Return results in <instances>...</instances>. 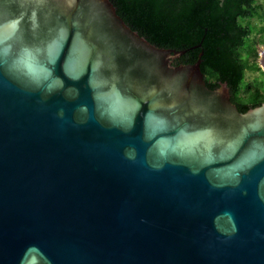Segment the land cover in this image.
Segmentation results:
<instances>
[{"label":"water","instance_id":"water-1","mask_svg":"<svg viewBox=\"0 0 264 264\" xmlns=\"http://www.w3.org/2000/svg\"><path fill=\"white\" fill-rule=\"evenodd\" d=\"M184 53L110 0H0V264H264V104Z\"/></svg>","mask_w":264,"mask_h":264},{"label":"trees","instance_id":"trees-1","mask_svg":"<svg viewBox=\"0 0 264 264\" xmlns=\"http://www.w3.org/2000/svg\"><path fill=\"white\" fill-rule=\"evenodd\" d=\"M125 23L154 46L185 51L175 65L201 59L207 86L227 83L232 102L241 113L264 104V94L253 85L243 89L246 74L259 59L264 20L258 0H110ZM243 91H247L242 96Z\"/></svg>","mask_w":264,"mask_h":264},{"label":"rangeland","instance_id":"rangeland-1","mask_svg":"<svg viewBox=\"0 0 264 264\" xmlns=\"http://www.w3.org/2000/svg\"><path fill=\"white\" fill-rule=\"evenodd\" d=\"M258 3L264 9V0H258ZM253 23L256 25L257 29L253 35L254 38H260L262 35L258 33V31L263 28L264 29V20H254ZM258 47H264L263 45H259ZM259 51V50H258ZM260 59V54H259ZM258 59V60H259ZM247 85H253L254 88L260 89L264 94V69L260 62L258 61L254 66V70L247 72L245 82L243 83V89L247 87ZM247 91H243L242 96H245Z\"/></svg>","mask_w":264,"mask_h":264}]
</instances>
